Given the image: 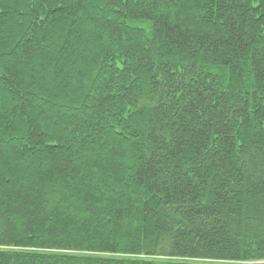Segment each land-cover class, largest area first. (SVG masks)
<instances>
[{"label":"trees","instance_id":"16d2710c","mask_svg":"<svg viewBox=\"0 0 264 264\" xmlns=\"http://www.w3.org/2000/svg\"><path fill=\"white\" fill-rule=\"evenodd\" d=\"M264 0H0V264H263Z\"/></svg>","mask_w":264,"mask_h":264},{"label":"rangeland","instance_id":"374dc122","mask_svg":"<svg viewBox=\"0 0 264 264\" xmlns=\"http://www.w3.org/2000/svg\"><path fill=\"white\" fill-rule=\"evenodd\" d=\"M261 263H263V264H264V261H263V262H261Z\"/></svg>","mask_w":264,"mask_h":264}]
</instances>
